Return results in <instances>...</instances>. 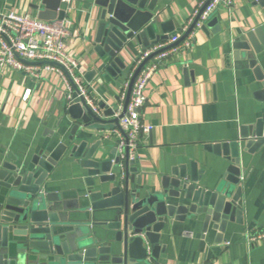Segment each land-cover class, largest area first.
I'll return each instance as SVG.
<instances>
[{
	"label": "crops",
	"instance_id": "0c3cea01",
	"mask_svg": "<svg viewBox=\"0 0 264 264\" xmlns=\"http://www.w3.org/2000/svg\"><path fill=\"white\" fill-rule=\"evenodd\" d=\"M152 1L158 21L156 32L163 34L160 24L170 23L169 38L189 30L202 3L148 0L147 5ZM58 5V10H63L62 1L59 4L58 0H0V8L38 18L40 12H56L54 7ZM100 10L95 0H74L68 14L73 25L66 51L84 69V82L99 108L104 104L119 112L128 91L124 97V81L145 45L136 38L130 40L119 53L126 69L112 76L106 71L110 57L100 56L93 41ZM204 24L206 30L196 25L187 35H194L192 46L165 58L147 86L141 121L152 129L141 134L136 163L129 165L130 179H134L130 189L143 186L144 191L156 192L165 176L174 177L173 170L182 166L190 171L192 162L203 173L200 183L213 186L223 179L231 162L206 146L238 140L240 127L257 114L260 102L254 92L261 88L260 81L245 66V60H235L232 43L264 25V7L255 0H236L233 7H217ZM257 59L264 72V52ZM95 70L97 73L92 74ZM66 95L65 80L54 71L43 70L39 77L31 78L0 68V164L29 163L34 155L52 151L59 142L68 144L67 139L79 122L75 138L87 141L88 148L99 144L96 157L109 159L115 151L114 157L118 156L116 134L97 129L95 121L86 124L68 113L63 117ZM109 118L113 117H105ZM243 148L241 142L242 222L229 221L220 235L213 223L205 228L203 215L189 214L185 221L173 223L167 219L159 264H264V239L252 245L247 242L248 234L264 232V156L260 152L250 154ZM85 175L86 169L68 152L46 185L50 191H67L74 197V192L85 190Z\"/></svg>",
	"mask_w": 264,
	"mask_h": 264
},
{
	"label": "water",
	"instance_id": "95a60500",
	"mask_svg": "<svg viewBox=\"0 0 264 264\" xmlns=\"http://www.w3.org/2000/svg\"><path fill=\"white\" fill-rule=\"evenodd\" d=\"M58 1L60 4L61 0ZM147 2L95 0L101 10L93 41L100 56L110 57L106 71L112 76L126 69L119 53L130 40L136 38L149 47L151 43L169 39L170 23L160 24L163 34H157L154 1L149 5ZM258 3L264 7V0ZM204 8L173 45L194 30ZM54 9L56 12L52 14L40 12L39 18L65 17L66 12L58 10L59 5ZM201 27L206 30L205 24ZM232 47L235 60H245V66L260 81L261 88L254 92L260 105L257 114L240 127L238 140L206 146L230 160L223 179L213 186L200 183L203 173L192 162L190 171L182 166L178 171L173 170L174 177L165 176L156 192L144 191L143 186L130 189V181L134 179H130L129 165L136 161L130 160L129 151L124 161L114 157L117 151L112 158L101 160L95 156L99 144L88 148L87 141L75 138L74 130L80 127L79 122L67 139L68 144L59 142L52 151L34 155L29 163L0 164V264H159L157 258L167 219L173 223L185 221L189 214L203 215L205 228L213 223L220 235L226 231L229 221L242 222L239 201L244 170L239 167L240 143L244 142V151L253 155L260 152L264 156V72L257 59L264 52V25L237 38ZM148 59L134 71L120 114L116 115L117 109L104 104L100 105L101 113H95L75 88L71 101L65 98L62 102L63 117L68 113L86 124L95 121L99 130L119 127L127 113L134 82ZM68 152L86 169L85 190L74 192V197L67 191H50L46 185ZM138 182L141 183V176ZM72 198L74 202L70 201Z\"/></svg>",
	"mask_w": 264,
	"mask_h": 264
},
{
	"label": "built area",
	"instance_id": "2783aa9c",
	"mask_svg": "<svg viewBox=\"0 0 264 264\" xmlns=\"http://www.w3.org/2000/svg\"><path fill=\"white\" fill-rule=\"evenodd\" d=\"M61 1L66 12L63 19L43 20L30 13L0 8V68L16 70L31 78L39 77L43 70L54 71L62 75L65 80L68 101H71L72 94L77 88L92 110L100 114L101 110L84 82V69L66 51L67 38L73 25V20L68 14L73 8L74 0ZM235 3L236 0H202L201 9L205 8L197 26L201 27L217 7L222 5L233 7ZM200 11L197 13L199 14ZM183 35L177 33L168 40L145 47L124 81L123 96L125 97L134 71L149 58L134 82L127 113L120 120L119 127L108 130L118 137V156L122 159L125 158L128 150L130 160H134L141 134L152 129L141 121V111L147 99L146 89L165 58L171 53L192 46L193 34L187 36L181 43L173 45L179 42ZM121 111L117 110L116 115ZM260 239H264V232L247 235V242L251 245Z\"/></svg>",
	"mask_w": 264,
	"mask_h": 264
}]
</instances>
